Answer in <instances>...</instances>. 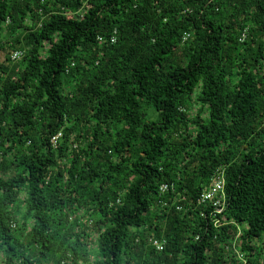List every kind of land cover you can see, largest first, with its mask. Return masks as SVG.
<instances>
[{
	"label": "trees",
	"instance_id": "16d2710c",
	"mask_svg": "<svg viewBox=\"0 0 264 264\" xmlns=\"http://www.w3.org/2000/svg\"><path fill=\"white\" fill-rule=\"evenodd\" d=\"M0 53V264H264V0H0Z\"/></svg>",
	"mask_w": 264,
	"mask_h": 264
},
{
	"label": "built area",
	"instance_id": "2783aa9c",
	"mask_svg": "<svg viewBox=\"0 0 264 264\" xmlns=\"http://www.w3.org/2000/svg\"><path fill=\"white\" fill-rule=\"evenodd\" d=\"M243 39V37H241ZM114 38H111L113 41ZM22 56V50L16 49L11 53V59L17 60ZM60 132L51 137L52 142L55 144ZM158 190L161 193L166 191L173 190V183L162 182L159 184ZM225 191H224V169L223 167H218L212 174L206 188H203L199 194L198 202L199 203H208L211 206L210 215L213 217L214 224H219L218 213H221L225 203ZM153 241V240H152ZM164 240H154L153 243L157 249H162ZM234 251L237 253L238 257H242V254L238 249L234 248ZM245 264V263H243Z\"/></svg>",
	"mask_w": 264,
	"mask_h": 264
},
{
	"label": "rangeland",
	"instance_id": "374dc122",
	"mask_svg": "<svg viewBox=\"0 0 264 264\" xmlns=\"http://www.w3.org/2000/svg\"><path fill=\"white\" fill-rule=\"evenodd\" d=\"M12 53V52H11ZM1 58H3V54L2 53H0V59ZM224 169V168H223ZM90 248L92 249V251H93V253H95V251H96V245H95V243L94 242H91L90 243Z\"/></svg>",
	"mask_w": 264,
	"mask_h": 264
}]
</instances>
